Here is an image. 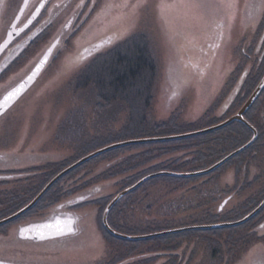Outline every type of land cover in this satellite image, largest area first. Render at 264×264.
I'll return each instance as SVG.
<instances>
[{"label": "rangeland", "instance_id": "374dc122", "mask_svg": "<svg viewBox=\"0 0 264 264\" xmlns=\"http://www.w3.org/2000/svg\"><path fill=\"white\" fill-rule=\"evenodd\" d=\"M165 1L169 3L166 7L162 6V0H125L120 10L116 8L121 11L117 18L97 30V16L110 2L97 0L88 15V21L71 39L67 40V33L65 35L63 32L62 38L67 44L63 42L61 47L57 48L55 61L50 69H47L33 88L1 118L0 152L12 156L17 155L22 147L31 151H37L41 147L62 165L70 161L88 141L97 136L117 132L127 124L129 109L126 104L116 101L103 111H98L95 86L78 89L75 84L77 74L90 60V53L94 52L88 49L95 46L100 38L104 40L114 33L116 34L112 37L116 38L113 43H118L135 32L145 33L150 38L151 51L159 67L154 86L155 101L149 111L150 120L166 119L179 108L177 113L181 115L183 122H196L210 109L209 120H226L235 115L242 106L233 107L232 102L250 73L253 74L255 69L264 65V45L259 47L260 39L258 40L262 35L264 43V0H235L234 5L227 7L222 6L221 0ZM66 15V12L62 13L57 28ZM219 21L221 22L218 23ZM215 23H218L217 28H214ZM57 28L56 35L59 30ZM219 30L221 43L213 54L209 48L212 47L213 50ZM201 31L211 32L213 39L209 47L198 38L203 33ZM47 38L48 36L39 43V51H44L47 47ZM87 51L90 52L89 55ZM222 57L226 59L225 67L219 70ZM207 63L210 65L206 66ZM204 68L206 70H202ZM101 144L95 143L93 148ZM126 149L127 147L122 146L108 150L87 161L83 165L86 167L80 166L78 170L75 168L76 170L69 172L84 170L83 172H87L84 179L103 185L100 192L103 191L104 195L113 193L118 190V183L133 171L107 178H103L100 173L115 164L116 160L110 157L119 156ZM184 153L187 152L173 155ZM260 158L259 154L258 161L251 164L253 172L260 168L259 171L264 173V162ZM13 159V163L31 162L25 159L16 161L14 157ZM234 167H225L217 178L201 176L188 181L180 178L183 186L174 192H168L164 183L160 182L158 186L161 187L155 188L150 198L137 206L131 224L145 225L154 221L159 226L168 228L212 224L215 214L222 211V207L224 213L220 215L219 220L229 221L225 212L257 188L256 186L243 193H235ZM243 177L244 175L240 183ZM206 179L210 181L203 182ZM260 182L263 185L264 179ZM188 187H192L190 191ZM142 191L143 189L139 190ZM230 193H233V196L224 205L225 198H228ZM149 206H152V211L147 208ZM81 208L82 213L85 212L81 215V223L88 224L87 236L86 233L83 236L93 237L97 245H100L94 256L98 257L99 262L102 260L101 264H105L110 259L112 248L95 228L94 216L97 209L91 204H85ZM14 220L16 218L0 225V260H40L48 264L90 263L84 260L90 253L75 245L48 246L44 250L18 248V242L13 235L6 237L1 233L3 225L15 223ZM249 230L242 224L191 229L183 231L175 237L177 239H172L183 242L179 250L185 259L182 264L187 261L188 264H264V228L259 224L253 232ZM244 234L247 240H250L249 246L239 245L230 250L231 239ZM153 241L154 239H149L134 245L149 246ZM166 259L162 257L158 263ZM97 262L94 259L91 261L92 264Z\"/></svg>", "mask_w": 264, "mask_h": 264}, {"label": "trees", "instance_id": "16d2710c", "mask_svg": "<svg viewBox=\"0 0 264 264\" xmlns=\"http://www.w3.org/2000/svg\"><path fill=\"white\" fill-rule=\"evenodd\" d=\"M158 69V62L151 51L150 38L145 33L140 32H135L120 42H116L113 46L95 54L88 61L77 74L75 79L76 88L81 89L89 85H94L97 90L98 103L96 108L98 111H103L114 102L120 101L128 107L129 119L127 124L117 132L97 136L88 141L70 161L63 163L61 168L70 166L83 156L93 152V150L95 151L115 142L146 137L178 135L216 125L225 120V118L220 121H215L213 119L209 120L211 118V114L209 113L211 111L210 109L203 114L200 118L201 120L199 119L193 123L183 122L181 121V115L177 113L180 108L173 111L166 119L157 121L150 120L149 111L155 101L154 86L158 76ZM263 74L264 65L255 69L253 74L250 73L243 88L232 102L231 105L233 107H237L238 105V108H240L244 104L259 83ZM263 109L264 90L252 107L245 113L246 119L254 125L259 132L256 141L248 148L231 157L215 171L208 174L187 177L163 174L150 178L136 188L135 191L122 197L112 207L108 216L111 227L129 235H143L173 229L161 227L154 221L145 225L143 223H133L135 225H132L131 222L135 217L137 206L150 198L151 192L155 188L161 187L158 186L160 182L164 183V187H166L168 192H174L175 189L183 186L180 183V178L187 181L188 179H198L201 176H208L211 179L217 178L222 173L223 169L229 165L235 166L234 168H236L234 192L243 193L247 189L256 186L257 188H254V191L249 196L225 212V216H227L229 220L226 222L240 220L256 209L264 200V184H260V181L264 179V173L258 170V173L255 172L254 174H250L249 171L251 164L258 161L259 154L261 158L264 156ZM253 134V130L242 121H233L215 131L195 136L126 145L124 147H127V149L122 154L110 157L116 161L113 166L107 167V169L102 172L103 178L130 171L133 172L118 183L119 188L117 191L104 195L102 198H99L97 202L99 206V223L105 240L112 248L110 259H108L105 264H152L162 257H166V260L171 261L172 264H182L185 259L179 250L183 242L182 240L174 241L172 238L177 239L175 237L179 236L183 231L137 241L119 238L110 233L103 224L102 218L105 208L119 192L134 185L143 177L160 171L184 173L206 169L233 151L244 146L251 140ZM100 142L102 143L101 146L93 148L95 143L99 144ZM184 151L187 153L177 156L173 155V153ZM60 172L57 171L56 175ZM243 175V181L240 183ZM208 181H210V179H206L203 182L208 183ZM191 188L192 187H188V190L190 191ZM140 189H143V191L139 192ZM47 193L48 191L45 195ZM33 198L34 196L29 200ZM57 199H59L58 195ZM42 202V200L38 201V206H40ZM20 206L14 209H19ZM147 208H149L150 211L153 210L152 206ZM223 211L224 210L218 211V213L215 214L213 221H211L212 224L223 223L219 220L220 215L224 213ZM263 220L264 208L248 222L242 224V226L247 227L250 229V232H253ZM7 225L8 224L3 225V227ZM189 226H195V224ZM149 239H154L152 245H134V243ZM249 244L250 240H247L244 234L232 238L229 249L233 250L239 245L249 246ZM188 263L189 261L186 264Z\"/></svg>", "mask_w": 264, "mask_h": 264}, {"label": "flooded vegetation", "instance_id": "af4514ba", "mask_svg": "<svg viewBox=\"0 0 264 264\" xmlns=\"http://www.w3.org/2000/svg\"><path fill=\"white\" fill-rule=\"evenodd\" d=\"M96 1L97 0H0V99L34 70L53 43L58 41L56 50L61 47L63 42H65V45L67 44L66 40L63 41V32L65 35L67 33V40L71 39L88 21V15L96 5ZM64 12H66L67 15L63 17L62 24L57 28V24L58 22L60 23L61 15ZM220 22L221 21L218 23ZM218 23H215L214 28L218 27ZM56 28L59 29L57 35L55 34ZM201 32L203 33H201L198 38H200L204 44L207 43L209 47L213 39L211 38V32ZM115 34L116 33L112 34V36H115ZM220 34L221 32L219 30L216 35L218 40L214 42L215 45H213V50L212 47L209 48L211 50L210 52L213 54L218 50L221 43L222 37ZM47 36L48 45L44 51L41 50V52L38 50L40 46L39 43ZM112 36L104 40L103 38L97 40L96 45L88 49V51H94L91 53L89 52L90 56H88V58L91 59L95 54L109 48L111 44L114 45L115 43L113 42L116 37ZM258 40L260 41L259 47H262L264 45L262 35L258 37ZM55 52L46 63L36 82L40 76L53 65L55 61ZM207 65L209 66L210 63H207L206 66ZM202 70H206V68ZM35 83L23 96L33 88ZM5 114L0 116V120ZM51 156L53 155L42 150L41 147L37 151H31L27 147H22V150L20 149L17 155L12 156L0 152L1 219L16 213L29 204L56 176L57 171L60 172L65 169L61 168L62 166L58 164V161ZM13 157L16 161L25 159L31 162L13 163ZM263 157L260 159L264 162ZM258 170H260V168ZM258 170L256 168V171L253 172L250 168L249 172L250 174H254ZM79 171L76 173L69 172L65 175H68L67 177L63 176V178H60L55 182L57 184L54 183L50 186L46 195L45 193L47 191L43 194L40 199L43 202L40 206L36 204L31 209L19 215L16 220H14L15 223H10L4 227L1 233L5 234L6 237L13 235L20 249L27 247L35 250H44L47 249L48 246L62 247L75 245L77 248L82 247L86 249V252L90 253L89 257L84 259L90 262L89 264H92V259L98 261L94 264L103 263L102 260L99 262L98 257L94 256L95 252L99 250L100 245H97L93 237H86L88 224L84 222L81 223V215L85 213H82L83 208L81 207L85 204L95 206L97 209L94 216L95 228L102 237H104L99 223V206L97 203L99 198L104 196L103 191L100 192V190H103V185L98 184L99 182L84 179L87 172H83L84 170L81 172ZM82 172L83 174L79 175V173ZM102 172L103 171H101L100 174H102ZM57 195L59 199H57ZM32 196H34V198L29 200ZM232 196L233 193H230L228 198H226V202ZM17 206H20V208L14 209ZM69 222L73 231H65L63 235L59 234L58 228L69 226ZM263 224L264 220L260 223V227L262 226V228H264ZM45 225H49L50 227H44ZM29 226L39 227V229L46 234V238H34L35 233L31 234L33 238L22 237L20 235V229ZM90 226L92 227V224ZM85 233L86 236L84 237L83 234ZM3 261L17 264H48L40 260ZM158 261L152 264H172L169 260H164L159 263Z\"/></svg>", "mask_w": 264, "mask_h": 264}, {"label": "water", "instance_id": "95a60500", "mask_svg": "<svg viewBox=\"0 0 264 264\" xmlns=\"http://www.w3.org/2000/svg\"><path fill=\"white\" fill-rule=\"evenodd\" d=\"M57 44H58V41L55 42L50 47V49L47 51L46 55L43 56V58L38 63V65L34 68V70L24 80H22L19 84H17L15 87L12 88V89L18 88L21 85L23 86L22 91L15 98V100H13L9 105L0 109V116L2 114H4L7 110H9L21 98V96L30 88V86L37 80L39 74L41 73V71L45 67V65L48 62L51 55L53 54ZM30 77H31V79H29ZM11 90H9V91H11ZM263 90H264V75H263L262 79L260 80V82L258 83V85L256 86V88L254 89V91L252 92V94L250 95V97L246 100V102L243 104V106L239 109V111L235 115H233L232 117H230V118L226 119L225 121L220 122L216 125H212V126L200 129V130L191 131V132L178 134V135L161 136V137H146V138H140V139H129V140H125V141H120V142L112 143V144H109V145L104 146L102 148H99V149L83 156L81 159L74 162L73 164H71L70 166H68L64 170H62L60 173H58L45 186V188L37 195V197L34 198L29 204H27L25 207H23L21 210L17 211L16 213H14V214L6 217V218L1 219L0 225L5 224L7 222H10L11 220L17 218L19 215H21L22 213L31 209L33 206H35L38 203V201L41 199L43 194L50 188V186H52L55 182H57L66 173H68L69 171H71V170L75 169L76 167L82 165L83 163L89 161L90 159L94 158L95 156L100 155V154H102L108 150L118 148V147H122V146H126V145H130V144H139V143H147V142H154V141H167V140H174V139H180V138L195 136V135L215 131L219 128H222V127L232 123L233 121H242L243 123L248 125L253 130L254 135L248 143H246L244 146L238 148L237 150L233 151L232 153H230L229 155H227L226 157H224L223 159H221L220 161H218L214 165H212L209 168L204 169V170L195 171V172H184V173L173 172V171H160V172L152 173V174H149V175L143 177L138 182H136L134 185H132V186L124 189L123 191L119 192L110 201V203L107 205V207L105 208L104 213H103V224H104L105 228L110 233H112L114 236L119 237V238H123V239L136 240L137 241V240L148 239V238L155 237V236L165 235L168 233H177V232H181V231H185V230H189V229H208V228H216V227L236 226V225H240V224L247 222L252 217H254L264 207V200L261 202V204L256 209H254L252 212H250L244 218L237 220V221L211 224V225H195V226H188V227H180V228H174V229H169V230H164V231H159V232H154V233H149V234H143V235H129V234L122 233V232L115 230L109 224L108 216H109V212L112 209V207L122 197H124L125 195H127L131 191L135 190L141 184H143L146 180H148L152 177H155L158 175H163V174H169V175H175V176H193V175L205 174V173H208V172L215 170L216 168H218L219 166L224 164L227 160H229L231 157H233L234 155L238 154L239 152H241L242 150H244L245 148L250 146L255 141V139L257 138L258 130L256 129V127L254 125H252L246 119L245 113L252 107V105L255 103V101L260 96V94L262 93ZM4 262H5V264H17V263H12V262H7V261H4Z\"/></svg>", "mask_w": 264, "mask_h": 264}, {"label": "snow or ice", "instance_id": "6c2138e0", "mask_svg": "<svg viewBox=\"0 0 264 264\" xmlns=\"http://www.w3.org/2000/svg\"><path fill=\"white\" fill-rule=\"evenodd\" d=\"M221 4H222V6H225V7L232 6L235 4V0H221ZM262 7H264V5H262ZM29 79H31V77ZM22 88H23V86L21 85L20 87L14 88L11 91L7 92V94L4 95L2 97V99H0V109L4 108L5 106L9 105L13 100H15V98L22 91ZM44 227H50V226L45 225ZM65 231H67V232L73 231V229L70 227V222H69V226L58 228V233L61 235H63L65 233ZM32 233H35L34 238H39V239H45L46 238V234L43 231H41L39 229V227H37V226L23 227L20 229V235L22 237L33 238L31 236ZM0 264H5V262L3 260H0Z\"/></svg>", "mask_w": 264, "mask_h": 264}, {"label": "bare ground", "instance_id": "6f19581e", "mask_svg": "<svg viewBox=\"0 0 264 264\" xmlns=\"http://www.w3.org/2000/svg\"><path fill=\"white\" fill-rule=\"evenodd\" d=\"M124 3L125 0H110L109 4L106 5L103 11L100 12V14H98L97 16L96 26H95L96 29L99 30L102 26H107L113 18H117L118 14L121 12L119 11L120 10L119 8H121L124 5ZM161 4L163 7H166V5H168L169 3L166 2L165 0H162ZM116 8L119 10H117ZM225 61L226 59L222 57L221 60L219 61V70H222L225 67L224 64Z\"/></svg>", "mask_w": 264, "mask_h": 264}]
</instances>
